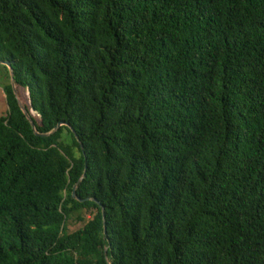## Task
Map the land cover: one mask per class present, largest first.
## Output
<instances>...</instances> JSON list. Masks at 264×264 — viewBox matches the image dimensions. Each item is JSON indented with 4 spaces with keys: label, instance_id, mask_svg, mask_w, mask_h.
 <instances>
[{
    "label": "trees",
    "instance_id": "1",
    "mask_svg": "<svg viewBox=\"0 0 264 264\" xmlns=\"http://www.w3.org/2000/svg\"><path fill=\"white\" fill-rule=\"evenodd\" d=\"M0 60L64 123L9 83L0 264H264V0H0Z\"/></svg>",
    "mask_w": 264,
    "mask_h": 264
},
{
    "label": "rangeland",
    "instance_id": "2",
    "mask_svg": "<svg viewBox=\"0 0 264 264\" xmlns=\"http://www.w3.org/2000/svg\"><path fill=\"white\" fill-rule=\"evenodd\" d=\"M10 83V79L5 68L0 64V115L6 112V98H5V90ZM11 84V83H10ZM15 93L20 102L24 105L22 100L25 102L27 100V91L22 90L21 88H17L15 86ZM21 97V98H20ZM22 99V100H21ZM68 138V137H67ZM87 217L88 214H85ZM83 225V222H78L75 218H71L67 222L68 231H73Z\"/></svg>",
    "mask_w": 264,
    "mask_h": 264
},
{
    "label": "water",
    "instance_id": "3",
    "mask_svg": "<svg viewBox=\"0 0 264 264\" xmlns=\"http://www.w3.org/2000/svg\"><path fill=\"white\" fill-rule=\"evenodd\" d=\"M0 64H2V65H5V66H7V68H8V70H9V75H10V83H11V86H12V89H13V92H14V94H15V96H16V93H15V83H14V80H13V71H12V68H11V64H10V62L9 61H2V60H0ZM16 99H17V103H18V105H19V107H20V109H21V111L24 113V115L26 116V118L29 120V123H30V125H31V127H32V129L34 130V132H35V134H37V135H48V134H50V133H53V132H55L62 124H64L63 122H60V123H58L49 133H46V134H41V133H38L36 130H35V127H34V123H33V121L31 120V118H30V116H29V114H28V112H27V110H26V108H25V106L20 102V100L17 98V96H16ZM74 135H75V137L77 138V136H76V134L74 133ZM78 139V138H77ZM84 174H85V171L83 172V175H82V177L80 178V179H82L83 177H84ZM74 189H75V186L73 187V193H72V195L75 197V191H74ZM79 201H84V200H87V199H91V198H86V199H80V198H77ZM92 200H94V201H96L95 199H92ZM102 215L104 216V209H102ZM104 230H105V222H104ZM105 254H106V251L104 252Z\"/></svg>",
    "mask_w": 264,
    "mask_h": 264
}]
</instances>
